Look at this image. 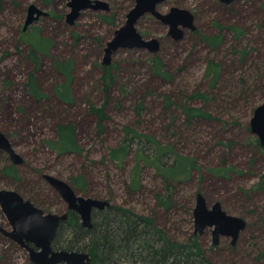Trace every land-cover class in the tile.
Returning a JSON list of instances; mask_svg holds the SVG:
<instances>
[{
    "label": "rangeland",
    "instance_id": "1",
    "mask_svg": "<svg viewBox=\"0 0 264 264\" xmlns=\"http://www.w3.org/2000/svg\"><path fill=\"white\" fill-rule=\"evenodd\" d=\"M102 1L109 10L85 9L71 24L67 20L70 0H0V128L23 158L15 165L19 176H13L7 172L13 162L0 149V189L16 190L25 198L32 195L41 209L59 213L67 204L44 178L52 174L69 182L78 195L107 199L151 215L181 238L190 224L185 206L191 202L194 209L201 193L209 206L221 202L227 212L247 221L236 244L225 236L220 240V264H264V147L250 127L264 94L246 97L237 92L228 99L226 110L219 108V100L194 96L214 92L207 75L211 61L224 67L225 83L220 80L216 90L228 95L238 83L243 87L246 71H254L260 62L264 65V0H237L229 5L219 0H166L158 5L159 11L187 8L195 16L196 28L175 38L166 25L147 13L136 27L144 38L160 40L158 51L121 47L108 67L103 64L108 42L126 22L136 0ZM31 4L50 15H41V21L32 26V39L25 41L27 35L20 32ZM233 27L241 29L240 36ZM217 33L224 36L212 46L206 37ZM37 38L42 48L33 58L30 51ZM246 49L247 57L241 60L240 51ZM63 62L71 67L67 116L75 126L80 151L60 154L47 141L55 136L50 103L64 106L55 94L57 85L67 79L58 65ZM32 73L48 96L42 103L29 90ZM183 106L203 107L212 116L188 122ZM93 108L104 110L101 121ZM132 130L194 160L189 176L171 181L172 212H166L155 198L163 193L159 170L138 161L139 150L150 157L155 145ZM124 143L129 145L128 155L113 160L111 149ZM175 157L167 148L163 161L173 163ZM138 164L140 187L131 191L128 184ZM167 170L177 172L180 167ZM78 176L86 179L85 189L73 183ZM40 178L45 191L39 189L44 195L38 196L29 189L40 187L36 183ZM0 225L11 228L1 205ZM213 239L210 227L200 234L202 246L212 256V247L217 245ZM229 244L236 246L231 249ZM0 264H32L27 249L1 231Z\"/></svg>",
    "mask_w": 264,
    "mask_h": 264
},
{
    "label": "trees",
    "instance_id": "2",
    "mask_svg": "<svg viewBox=\"0 0 264 264\" xmlns=\"http://www.w3.org/2000/svg\"><path fill=\"white\" fill-rule=\"evenodd\" d=\"M236 32V36L241 35V29L233 27ZM222 33L211 34L206 37L207 41L212 46L218 45L222 37ZM37 41H34V47L30 51V56L37 58L38 53L42 47H38ZM36 40V39H35ZM248 50L240 51V59L244 60L247 57ZM59 69L63 71L67 79L58 84L55 90V94L59 101L64 103V106H53L52 110L55 116V136L53 139L47 141L48 145L56 150L60 154L65 153H76L79 152V146L76 140V129L74 124L68 119L67 110L69 101L71 99L72 92V75L71 67L68 63H59ZM259 67L255 68L254 71H246L242 76L241 81L243 87L240 88L238 83L231 94L219 93L216 90V85L220 80L225 83L224 67L219 65L217 62L211 61V66L207 71L209 76V84L214 88L212 93L199 92L194 96L201 99L219 100L221 101L220 109L222 107L228 108V99L235 93H244L243 96H257L256 93L264 94V85L259 83L264 81V65L260 62ZM230 74V72H229ZM231 75V74H230ZM230 77V76H229ZM240 81V82H241ZM223 83V84H224ZM29 90L31 95L37 102H41L47 99L46 92L40 86L36 75L33 73L30 75L28 82ZM223 85V89H224ZM216 90V91H215ZM254 99V98H253ZM216 101V102H217ZM47 102H43V105ZM222 106V107H221ZM185 115L187 116L188 122L195 118H208L212 116V112L206 110L203 107L196 106H183ZM92 111L97 114L101 121L105 117L103 109L93 108ZM221 111V110H220ZM2 131V129L0 128ZM135 135L139 138H145L155 145V153L153 156H148L142 149L138 153L139 164L141 162L154 164L157 168L163 184V193L159 192L155 195L157 203L164 207L166 212H172L175 207L174 199V185L172 180L177 179L178 176H184L186 178L191 173L192 169L195 168L194 160L186 155L175 152L172 146L166 147L161 144L160 141L152 136L143 135L136 130H132ZM3 132V131H2ZM130 134V132H128ZM129 145L126 143L122 144L119 148H112L110 157L113 160H123L129 153ZM167 148L173 150L176 154L175 161L173 163L164 162L163 157L167 152ZM138 164L137 170L131 175V181H129L128 188L131 191H136L140 187L139 172L141 167ZM180 167L177 172H170L167 169ZM7 172L11 175L18 177V169L13 164L7 168ZM76 187L82 189L86 188V179L82 176H78L72 179ZM41 182L38 179L36 183L40 187H32L29 192L37 194L38 196L44 195L45 188L39 184ZM35 188V189H34ZM47 195V193H46ZM27 199L32 200L37 206L40 205L36 202L32 195H27ZM110 201V200H109ZM111 202V201H110ZM111 206L104 210L93 211V227L86 228L82 225L79 215L73 213L71 218L66 223H62L57 232V236L53 241V247L55 249H69V250H81L87 251L91 254V264H220L222 257V247L220 243L213 245V256L209 255L204 249L200 242V234H196L193 228L194 224V209L191 202L185 206V212L188 215L186 219L190 224L186 231L183 232L184 238L177 236L170 232L166 227H163L153 216L137 212L135 209L127 207L121 203L111 202ZM43 206V205H41ZM40 207V206H39ZM45 210V209H44ZM173 216V215H171ZM173 218V217H172ZM264 220V217H263ZM236 245L228 247L233 249ZM219 259V260H218ZM64 264V263H63Z\"/></svg>",
    "mask_w": 264,
    "mask_h": 264
},
{
    "label": "water",
    "instance_id": "3",
    "mask_svg": "<svg viewBox=\"0 0 264 264\" xmlns=\"http://www.w3.org/2000/svg\"><path fill=\"white\" fill-rule=\"evenodd\" d=\"M163 1L136 0L126 22L116 30L113 39L108 42L104 64H111L113 54L121 47H142L152 52L158 51L160 40L144 38L136 27L138 20L147 13L155 15L168 25L175 38L182 37L187 29L196 28L195 16L191 10L174 6L168 12L162 13L158 5ZM222 1L229 3L232 0ZM69 6L71 10L67 14V20L74 24L83 10L92 7L107 8L108 4L102 0H70ZM44 13L37 5L31 4L25 29ZM250 127L252 132L259 136L260 144L264 147V100L255 109ZM0 149L9 154L14 164L22 163V156L15 150L10 138L1 130ZM44 177L65 200L69 210H74L80 215L82 225L86 228L93 227L94 210H104L111 206V202L107 199L78 195L73 186L62 178L52 174H45ZM0 205L12 226L11 230H7L0 225V230L27 249L32 264H91L92 257L87 251L53 247L59 225L68 219L69 212L64 214L45 212L32 201L25 199L18 191L8 189H0ZM194 223L196 234H203L207 228H212L214 244H218L220 238L224 236L229 237L232 244H236L241 232L247 227L245 218L228 213L221 202L208 206L201 193L194 208Z\"/></svg>",
    "mask_w": 264,
    "mask_h": 264
},
{
    "label": "flooded vegetation",
    "instance_id": "4",
    "mask_svg": "<svg viewBox=\"0 0 264 264\" xmlns=\"http://www.w3.org/2000/svg\"><path fill=\"white\" fill-rule=\"evenodd\" d=\"M166 0H164L162 3H164ZM222 4H224V5H229V4H233L235 1H237V0H232L231 2H229V3H227V2H223L222 0H219ZM89 9H94V10H100V9H95V8H89ZM102 9H104V10H109V5H108V7L107 8H102ZM148 14H150V13H148ZM35 15H37V13H35ZM45 15V14H44ZM44 15L43 16H39V18L37 19V20H35L34 21V23L33 24H30L26 29H25V24H24V26H23V29H22V31L20 32L22 35H27V37H25V41H28V40H31L32 39V37H31V32L33 31L32 30V26L35 24V23H39L40 21H41V19H42V17H44ZM47 15H50V13L49 12H47V14L45 15V16H47ZM151 15H153V14H151ZM153 16H155V15H153ZM27 17H28V14H27ZM156 17V16H155ZM157 18V17H156ZM161 23H163L164 25H166L161 19H159V18H157ZM26 23V22H25ZM166 27L168 28V33L169 34H171V32H170V27L168 26V25H166ZM217 34H219V33H217ZM184 35V34H183ZM30 42H32V41H30ZM34 42V41H33ZM32 42V43H33ZM103 64H104V62H103ZM106 67H108V65H106V64H104ZM4 151V150H3ZM7 153V152H6ZM9 155V154H8ZM9 158H10V156H9ZM14 164V163H13ZM14 165H16V164H14ZM45 175V174H44ZM45 178V177H44ZM46 179V178H45ZM49 183V182H48ZM55 189V188H54ZM56 190V189H55ZM57 191V190H56ZM59 194V193H58ZM60 195V194H59ZM23 196V195H22ZM61 196V195H60ZM24 197V196H23ZM25 198V197H24ZM62 198V197H61ZM26 199V198H25ZM63 199V198H62ZM64 200V199H63ZM67 204V203H66ZM112 204V203H111ZM222 204V203H221ZM36 205V204H35ZM37 206V205H36ZM209 206V205H208ZM211 207V206H210ZM223 207V206H222ZM40 208V207H39ZM44 210V209H43ZM45 212H49V211H47V210H44ZM227 211V210H226ZM66 212H69V217H68V219L66 220V221H62L61 223H60V225H59V227L62 225V223H66V222H68V220L71 218V215L73 214V213H76L77 215H79L76 211H74V210H69V208H68V204H67V207L62 211V212H59V213H57V214H64V213H66ZM55 213V212H54ZM229 213V212H228ZM79 217H80V215H79ZM80 221H81V218H80ZM11 225V224H10ZM12 229V226H11V228L10 229H7V230H11ZM58 230H59V228H58ZM1 231V230H0ZM2 232V231H1ZM3 233V232H2ZM4 234V233H3ZM5 235V234H4ZM5 236H7V235H5ZM9 239H12V238H10L9 236H7ZM222 239V237L220 238V240ZM13 240V239H12Z\"/></svg>",
    "mask_w": 264,
    "mask_h": 264
}]
</instances>
